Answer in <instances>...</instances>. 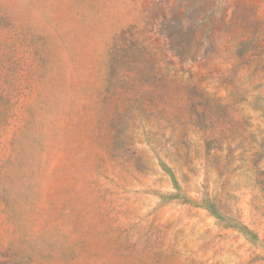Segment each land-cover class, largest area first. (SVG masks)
<instances>
[{
  "label": "rangeland",
  "instance_id": "obj_1",
  "mask_svg": "<svg viewBox=\"0 0 264 264\" xmlns=\"http://www.w3.org/2000/svg\"><path fill=\"white\" fill-rule=\"evenodd\" d=\"M0 264H264V0H0Z\"/></svg>",
  "mask_w": 264,
  "mask_h": 264
}]
</instances>
